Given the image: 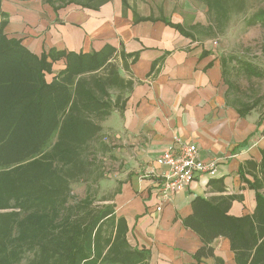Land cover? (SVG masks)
I'll return each instance as SVG.
<instances>
[{
    "label": "crops",
    "instance_id": "1",
    "mask_svg": "<svg viewBox=\"0 0 264 264\" xmlns=\"http://www.w3.org/2000/svg\"><path fill=\"white\" fill-rule=\"evenodd\" d=\"M126 1L127 6L112 0L98 10L75 5L55 10L49 4L43 9L5 0V33L37 55L51 49L94 52L111 44L119 54L137 56L134 62L127 59V69L119 57L122 75L134 86L125 109L115 111L116 121L109 122L117 155L125 160L109 199L116 218L127 225L126 240L143 254L142 264H236L224 237L212 243L215 258L197 261L194 255L203 244L185 221L196 198L233 196L229 215L254 213L257 192L264 195V110L241 116L229 101L223 65L209 41L167 23L191 32L201 22L195 0H165V7L147 5L146 12L144 5ZM171 2L176 9L169 10ZM64 68V59L53 64L54 74ZM181 144H194L204 162L217 160V173L198 175L161 205L158 177L167 168L157 159Z\"/></svg>",
    "mask_w": 264,
    "mask_h": 264
},
{
    "label": "trees",
    "instance_id": "2",
    "mask_svg": "<svg viewBox=\"0 0 264 264\" xmlns=\"http://www.w3.org/2000/svg\"><path fill=\"white\" fill-rule=\"evenodd\" d=\"M3 1L0 0V264L20 263L26 251L36 254L30 264H142L144 256L128 244L127 225L123 218H116L114 205L95 208L89 189L82 199L72 189L80 182L93 183L97 189L101 186L104 172L91 159V153L95 157L112 150L102 140V122L113 112L125 109L134 82L125 78L121 69L128 68V58L134 57V62L137 56L119 54L111 44L94 52L51 49L37 55L21 39L5 33L9 14L3 10ZM110 1L45 3L55 10L69 5L98 10ZM199 1L207 7V28L196 24L191 33L167 23L191 38L197 29L215 37L226 30L232 16L248 9V0ZM123 2L128 5L126 0ZM246 25L264 28V5L247 18ZM119 57L122 68L117 63ZM62 59L65 68L54 74L53 64ZM246 68L250 76L263 75L249 63ZM113 89L118 90L115 98ZM234 105L241 116H246L258 103L237 100ZM256 197L254 213L244 217L229 215L236 197L194 200L193 214L185 225L203 244L194 255L197 261L215 258L212 243L224 237L230 242L236 264H264V195L257 192ZM217 261L223 263L221 259Z\"/></svg>",
    "mask_w": 264,
    "mask_h": 264
},
{
    "label": "rangeland",
    "instance_id": "3",
    "mask_svg": "<svg viewBox=\"0 0 264 264\" xmlns=\"http://www.w3.org/2000/svg\"><path fill=\"white\" fill-rule=\"evenodd\" d=\"M6 1L11 4L23 3V1L17 0ZM80 1L87 2V0ZM25 2L29 4L27 7H29L30 4H36L37 7H43V9L47 4L45 0H30ZM130 2L135 7H137V5L138 7L144 5V12L147 11V5L165 7V0H130ZM195 2V5L193 4L194 8L198 11V14H201V22L199 23L207 28V7L199 0H195ZM4 5L5 0L3 1V6ZM261 5H264V0H248V9L246 12L232 16V19L226 26V30L215 37H209L199 29L193 31L199 40L209 41L214 50V54L223 61L225 80L230 84L228 85V87L230 86V103L234 104L237 100L250 103L257 101L258 106L256 110H264V28L259 25L248 27L246 21ZM168 8L169 10L176 9L175 2L168 3ZM40 16L43 19L47 18V16L42 13ZM28 23H32V21L28 19ZM118 62L119 59L117 60V63ZM248 63L254 66L257 72L263 75L256 74L250 76L246 68ZM47 80L50 81L51 76H47ZM111 93L114 94L115 98L118 94V90L113 89ZM113 114L114 112L112 115ZM116 119L117 117L113 115L111 119L109 117L106 121L102 122L104 128L102 140L111 146V152L108 154L99 152L95 157H93L91 153V159L98 163L104 172V178L101 181L100 188L97 189V186L93 183L85 184L80 182L72 185L73 192L79 199L85 198L87 190L89 189L90 197L93 198V206H95V208L110 204V200L103 201L102 199L105 200L111 197V193L114 192L115 187L119 185L118 180L121 178V173L125 170V160L120 159L117 155L118 150L116 149V145H113L114 133H112L110 129V123H113ZM45 236L50 238L48 234ZM35 256V251H26L22 255L21 262L18 264H30Z\"/></svg>",
    "mask_w": 264,
    "mask_h": 264
},
{
    "label": "built area",
    "instance_id": "4",
    "mask_svg": "<svg viewBox=\"0 0 264 264\" xmlns=\"http://www.w3.org/2000/svg\"><path fill=\"white\" fill-rule=\"evenodd\" d=\"M167 170L159 175L161 205L169 202L174 194L187 188L198 175L215 176L217 160L204 162L194 144H181L178 150H167L157 159ZM151 173V172H149ZM158 207L160 211L162 206Z\"/></svg>",
    "mask_w": 264,
    "mask_h": 264
}]
</instances>
